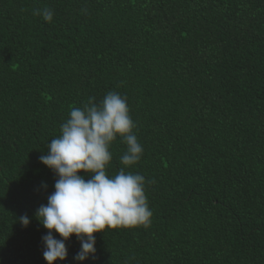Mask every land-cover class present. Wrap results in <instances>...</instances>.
<instances>
[{
    "label": "trees",
    "instance_id": "16d2710c",
    "mask_svg": "<svg viewBox=\"0 0 264 264\" xmlns=\"http://www.w3.org/2000/svg\"><path fill=\"white\" fill-rule=\"evenodd\" d=\"M45 6L52 23L32 14ZM109 91L137 124L125 170L152 223L94 233L80 264H264V0H0V264H46L35 213L57 177L39 157ZM65 243L53 264H77Z\"/></svg>",
    "mask_w": 264,
    "mask_h": 264
},
{
    "label": "clouds",
    "instance_id": "9594fccd",
    "mask_svg": "<svg viewBox=\"0 0 264 264\" xmlns=\"http://www.w3.org/2000/svg\"><path fill=\"white\" fill-rule=\"evenodd\" d=\"M32 14L46 23L53 21L54 12L47 6L33 9ZM136 128L127 97L109 91L99 102L90 97L81 107H73L60 126V135L47 144L46 154L39 161L57 179L47 203L35 213L47 230L41 238L46 264L66 259L65 242L73 235L80 242L73 260L80 264L96 252L94 233L151 226L153 212L146 196V180L139 173L125 170L135 166L143 155ZM117 138L126 146L120 156L123 167L109 175L110 148ZM19 223L27 227L30 218L22 215Z\"/></svg>",
    "mask_w": 264,
    "mask_h": 264
}]
</instances>
